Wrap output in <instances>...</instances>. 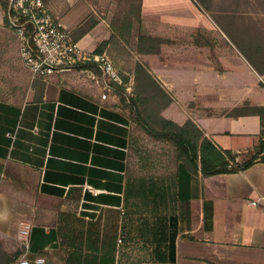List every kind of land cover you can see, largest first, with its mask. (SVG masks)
I'll return each instance as SVG.
<instances>
[{"label": "crops", "instance_id": "0c3cea01", "mask_svg": "<svg viewBox=\"0 0 264 264\" xmlns=\"http://www.w3.org/2000/svg\"><path fill=\"white\" fill-rule=\"evenodd\" d=\"M226 1L206 7L210 13L203 8L207 22L187 21L191 43L172 45L178 55L169 60L158 57L162 48L153 68L170 102L165 118L191 119L217 146L242 152L258 143L261 119L224 111L264 106V0ZM45 2L73 34L96 14L86 0ZM113 33L100 16L76 40L100 55ZM23 65L31 82L25 98L0 101V238L11 239L2 240L7 251L23 248V220L33 225L29 257L47 264H241L239 250H264V162L211 176L178 161L164 170L163 144L148 157L130 110L116 100V86L125 75L132 86V74L116 64L114 81L100 63L86 61L33 80Z\"/></svg>", "mask_w": 264, "mask_h": 264}, {"label": "rangeland", "instance_id": "374dc122", "mask_svg": "<svg viewBox=\"0 0 264 264\" xmlns=\"http://www.w3.org/2000/svg\"><path fill=\"white\" fill-rule=\"evenodd\" d=\"M86 1L96 11V14L92 17L97 20L100 16L107 19L112 28L111 22L118 15L120 0ZM205 1H207V6ZM242 1L227 0L226 2L229 6L240 4ZM123 4H121L120 10L126 6ZM209 6L214 9L218 8L216 0H145L143 6V29L153 35H157L160 38L157 41L158 43L143 41L140 44L138 35L140 23L137 19H134L130 35L127 36V31L122 34L113 33L104 49L107 50L108 47V50L104 53L114 64L116 63L120 67L122 74L125 75V71H127L135 77V83L132 86L126 85L128 79H126V75L123 77L122 84L115 88V93L118 95L116 100H119L120 104L125 106V109L130 110L132 118L139 127L140 140L143 139L146 142L148 157L153 155L154 152L161 150L159 142L163 144L164 170L170 171L175 166L178 155L174 143L155 138L146 130L148 126L161 128L160 109L167 102L166 92L163 91L155 79L153 68L154 58L157 56L155 50L163 45L164 52L158 57L167 60L171 59L172 56L178 55L170 52L172 45L185 46L191 43L188 34L193 29L192 26L188 25L187 21L199 19L201 22H207L208 19L203 8L207 12ZM4 16L5 12L0 7V101H21L25 98V93L31 82L28 78L29 74H27L28 69L23 65L19 55L17 36H15L16 34L14 35L13 30L8 25H5ZM139 49L152 52L141 53ZM147 70L150 71L153 77L147 75ZM251 82H254V80ZM243 152L242 158L244 159H248L254 153L253 151ZM0 240L11 239L0 238ZM239 251L242 253L241 264H264V250L242 249Z\"/></svg>", "mask_w": 264, "mask_h": 264}, {"label": "trees", "instance_id": "16d2710c", "mask_svg": "<svg viewBox=\"0 0 264 264\" xmlns=\"http://www.w3.org/2000/svg\"><path fill=\"white\" fill-rule=\"evenodd\" d=\"M143 1L144 0H120L118 15L114 17L111 22L112 28L115 34H122L127 31V36H129L132 31L134 19H137L140 23L138 33L140 44L143 41L156 43L160 38L149 31H144L143 29ZM0 4L5 11L4 21L7 26L10 22V17L14 15L13 7L10 0H0ZM121 4L126 5L122 10H120ZM97 22L98 20L94 17L88 19L75 32V39L87 33L97 24ZM107 44L108 41H104L97 51L103 52ZM162 46L155 50L156 54L161 53ZM139 52L150 53L152 51L139 49ZM258 72L264 74V69H258ZM147 75L153 77L149 70H147ZM163 91L166 92L164 89ZM169 103L170 102L167 101L160 109L159 116L161 120V128L158 129L148 126L146 130L155 138L168 140L174 143L178 155L177 161L183 169L188 170L190 173H202L205 176H211L222 173L239 172L249 168L257 162H264V106H251L246 103L243 106L224 111L226 115L232 117L258 115L261 119L259 141L253 148L247 151H253L254 153L249 156L248 159H244L242 158L243 151L235 152L232 149H225L217 146L191 119H188L184 124H178L165 118L161 112L164 111ZM23 251L24 250L21 246L14 251H7L4 248L3 241L0 240V264H11L16 262Z\"/></svg>", "mask_w": 264, "mask_h": 264}, {"label": "built area", "instance_id": "2783aa9c", "mask_svg": "<svg viewBox=\"0 0 264 264\" xmlns=\"http://www.w3.org/2000/svg\"><path fill=\"white\" fill-rule=\"evenodd\" d=\"M10 1L14 15L10 17L8 27L17 35L20 56L34 77L47 78L50 74L71 69L78 62L95 61L101 64L105 73L114 81H120L114 62L105 53H85L73 32L50 12L45 0ZM7 135L16 139L15 132H8ZM251 203L256 205L257 201ZM32 233V223L21 221L17 237L24 253L11 264H47L42 258L32 260L29 257Z\"/></svg>", "mask_w": 264, "mask_h": 264}]
</instances>
